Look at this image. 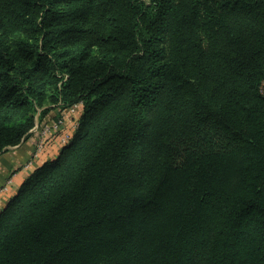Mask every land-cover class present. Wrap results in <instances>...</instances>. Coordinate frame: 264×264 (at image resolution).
I'll return each instance as SVG.
<instances>
[{"label":"trees","instance_id":"1","mask_svg":"<svg viewBox=\"0 0 264 264\" xmlns=\"http://www.w3.org/2000/svg\"><path fill=\"white\" fill-rule=\"evenodd\" d=\"M264 0H0V155L82 103L0 213V264H264Z\"/></svg>","mask_w":264,"mask_h":264},{"label":"crops","instance_id":"2","mask_svg":"<svg viewBox=\"0 0 264 264\" xmlns=\"http://www.w3.org/2000/svg\"><path fill=\"white\" fill-rule=\"evenodd\" d=\"M65 111V110H64ZM67 112V111H66ZM65 114L59 109H54L41 119L37 120L30 136L20 145L11 147L0 155V213L6 208L8 202L13 198L23 182L39 166L49 160L55 159L63 148L61 144L62 135L53 133L47 136L46 145L40 155L33 160L30 167L25 165L32 160L41 138L42 130L51 125L58 118V114ZM79 111L63 115L65 126L70 128L74 122L78 121ZM73 131H71L72 133ZM73 134V133H72Z\"/></svg>","mask_w":264,"mask_h":264},{"label":"built area","instance_id":"3","mask_svg":"<svg viewBox=\"0 0 264 264\" xmlns=\"http://www.w3.org/2000/svg\"><path fill=\"white\" fill-rule=\"evenodd\" d=\"M79 106L81 107L82 103H78V104L72 106L70 108L71 113H74ZM77 126H78V122H75L73 124V131L76 130ZM53 133H59L60 135H62L61 140H62V142L64 144H67L70 141L71 137H72V133L70 131L66 130L65 119L64 118H60V119L54 121L51 125L46 126L42 130V133H41L42 135H41L40 141L38 143L36 152L34 153V156H33L32 160H30L25 165V167H30L33 164V160L36 159L40 155V153L43 151V149H44V147L46 145L47 136H49L50 134H53ZM3 190H1V192Z\"/></svg>","mask_w":264,"mask_h":264},{"label":"rangeland","instance_id":"4","mask_svg":"<svg viewBox=\"0 0 264 264\" xmlns=\"http://www.w3.org/2000/svg\"><path fill=\"white\" fill-rule=\"evenodd\" d=\"M263 90H264V87H263ZM81 107L79 106L77 109H76V111L74 112V113H76L77 111H79V109H80ZM67 111V112H66ZM65 112V114H58L57 116H58V118L56 119V120H58V119H60V118H62V116L63 115H68V113H70L71 112V110H70V108L69 109H67V110H65V111H63V113ZM42 118V117H41ZM78 118H79V116H78ZM40 118H39V114L37 115V118H36V120H39ZM37 122V121H36ZM76 122H78V121H76ZM75 123V122H74ZM66 130L67 131H73V124L70 126V128H68L67 126H66ZM72 133H74V131L72 132ZM61 144L64 146V145H66V144H64L63 142H61ZM3 190V189H2ZM0 192H1V190H0Z\"/></svg>","mask_w":264,"mask_h":264}]
</instances>
